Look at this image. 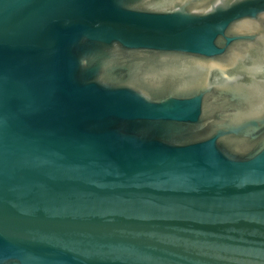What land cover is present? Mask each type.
<instances>
[{"label": "water", "instance_id": "water-1", "mask_svg": "<svg viewBox=\"0 0 264 264\" xmlns=\"http://www.w3.org/2000/svg\"><path fill=\"white\" fill-rule=\"evenodd\" d=\"M0 264H264V0H0Z\"/></svg>", "mask_w": 264, "mask_h": 264}]
</instances>
